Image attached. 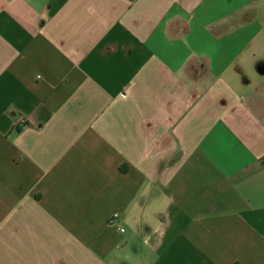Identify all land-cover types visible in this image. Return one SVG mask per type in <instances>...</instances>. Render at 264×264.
<instances>
[{
  "label": "crops",
  "instance_id": "obj_1",
  "mask_svg": "<svg viewBox=\"0 0 264 264\" xmlns=\"http://www.w3.org/2000/svg\"><path fill=\"white\" fill-rule=\"evenodd\" d=\"M0 264H264V0H0Z\"/></svg>",
  "mask_w": 264,
  "mask_h": 264
},
{
  "label": "built area",
  "instance_id": "obj_2",
  "mask_svg": "<svg viewBox=\"0 0 264 264\" xmlns=\"http://www.w3.org/2000/svg\"><path fill=\"white\" fill-rule=\"evenodd\" d=\"M17 125H18L19 127H23V126H24V122H23V120H20V121L17 123ZM118 220H119V214H118V213H113V214L109 217V219H108V224H109L110 226H117V229H118L120 232H123L124 229H123L120 225H117Z\"/></svg>",
  "mask_w": 264,
  "mask_h": 264
}]
</instances>
